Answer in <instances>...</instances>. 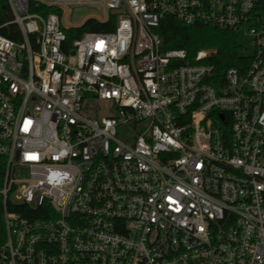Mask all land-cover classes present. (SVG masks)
Here are the masks:
<instances>
[{"label": "built area", "instance_id": "2783aa9c", "mask_svg": "<svg viewBox=\"0 0 264 264\" xmlns=\"http://www.w3.org/2000/svg\"><path fill=\"white\" fill-rule=\"evenodd\" d=\"M29 1L8 0L22 40L0 33V264H264L262 0ZM83 6L115 31L69 43ZM167 18L255 54L163 51Z\"/></svg>", "mask_w": 264, "mask_h": 264}, {"label": "trees", "instance_id": "16d2710c", "mask_svg": "<svg viewBox=\"0 0 264 264\" xmlns=\"http://www.w3.org/2000/svg\"><path fill=\"white\" fill-rule=\"evenodd\" d=\"M31 12L40 13L47 16L51 13L61 15V11L54 7H49L43 3L30 0ZM257 15L264 25V0L257 8ZM13 16L8 4V0H0V33L12 40L20 42L21 36L16 25L12 23ZM117 20L111 16L107 22H98L90 19L81 27L66 30L67 40L72 43L75 39L81 38L86 33H112L116 29ZM158 34L162 40V50H185L190 57L199 51H210L212 53L210 63L218 72L227 68H241L248 66L255 54L252 45L253 40L247 37L244 32L221 30L205 25L186 26L175 19L167 18L162 21L158 29ZM22 212L26 208L22 206Z\"/></svg>", "mask_w": 264, "mask_h": 264}, {"label": "rangeland", "instance_id": "374dc122", "mask_svg": "<svg viewBox=\"0 0 264 264\" xmlns=\"http://www.w3.org/2000/svg\"><path fill=\"white\" fill-rule=\"evenodd\" d=\"M43 2H53L57 0H41ZM100 14V11L95 7L83 6L72 7L65 11L62 17L64 27H81L89 16ZM115 112L113 103L106 101H95L90 104V115L95 118L101 119Z\"/></svg>", "mask_w": 264, "mask_h": 264}]
</instances>
